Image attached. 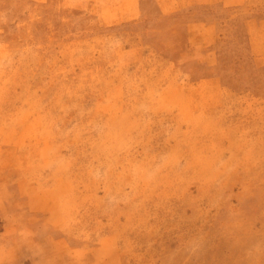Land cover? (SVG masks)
I'll return each instance as SVG.
<instances>
[{
	"label": "rangeland",
	"instance_id": "rangeland-1",
	"mask_svg": "<svg viewBox=\"0 0 264 264\" xmlns=\"http://www.w3.org/2000/svg\"><path fill=\"white\" fill-rule=\"evenodd\" d=\"M137 3L119 22L118 0H0V264L58 239L115 243L122 264H264V68L247 51L264 0ZM193 19L218 29L221 92L184 118L164 91L185 79L172 27Z\"/></svg>",
	"mask_w": 264,
	"mask_h": 264
},
{
	"label": "crops",
	"instance_id": "crops-1",
	"mask_svg": "<svg viewBox=\"0 0 264 264\" xmlns=\"http://www.w3.org/2000/svg\"><path fill=\"white\" fill-rule=\"evenodd\" d=\"M126 0H118L117 18L119 22L129 20H137L141 17V8L138 0H129L130 3L126 4ZM171 1V0H165ZM175 7L171 9L165 4L160 5L158 9L159 14L172 16L179 7V3L183 2L189 6H212L221 5L223 7L232 6H247L248 0H172ZM166 6V7H165ZM102 10L108 7V4H103ZM253 7V6H251ZM111 8V7H110ZM140 9V10H139ZM175 15V14H174ZM104 22L105 16L101 15ZM117 19L115 20V22ZM172 28H182L183 30V47L178 53V59L175 64L171 65L170 72L175 71L183 72L185 79L181 82H172L168 85L164 93L167 102L176 105L179 112L184 118H190L193 115L203 112V100L205 96L214 94L217 99L221 92V84L219 83V54L217 53L219 33L217 27L204 20L193 19L185 21L183 25L175 24ZM247 51L252 57L253 64L256 67L264 68V17L260 16L247 23ZM209 87L211 91H209ZM188 99H198L197 110L188 111L185 104L190 102ZM220 105L219 100L211 103L209 112H215ZM206 112V111H204ZM59 212L54 211L49 214L48 212L42 213L41 217L44 220L55 218L59 220ZM46 218V219H45ZM61 222V221H60ZM32 246L37 245L38 250L35 251L36 255L23 254L19 256V261L14 264H32V263H46V264H122L119 256L114 254L116 244L106 240H101L95 246L81 250L76 245L67 239L51 240L45 248L42 241H31ZM113 247V248H112ZM80 256L75 257V255ZM9 262V260H5ZM14 262V261H13Z\"/></svg>",
	"mask_w": 264,
	"mask_h": 264
}]
</instances>
